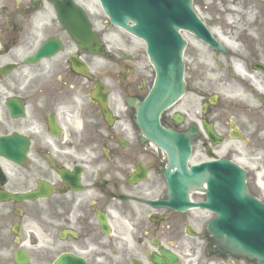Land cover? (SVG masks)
Segmentation results:
<instances>
[{
	"label": "flooded vegetation",
	"instance_id": "af4514ba",
	"mask_svg": "<svg viewBox=\"0 0 264 264\" xmlns=\"http://www.w3.org/2000/svg\"><path fill=\"white\" fill-rule=\"evenodd\" d=\"M95 4L0 0V149L6 154L0 158V193L25 195L43 186L46 194L0 201V264H14L19 249L30 264H52L61 254L86 264H258L218 244L206 228L209 212L171 206L163 174L167 156L141 143L133 105L145 97L153 75L147 80L141 75L139 40L120 28L106 37L112 26ZM192 5L217 41L241 40L240 48L221 43L223 52L187 41L186 94L200 99V111L192 123L183 116L176 124L178 102L162 114L161 124L185 132L198 123L193 157L196 146L204 156L227 142L223 158L239 164L254 183L255 174L264 172L259 69L264 67V0H192ZM57 9L70 14L73 34L84 40L60 24ZM87 20L98 47L109 53L106 58L87 52ZM96 82L102 104L91 98ZM221 87L228 91L226 99L216 92ZM203 121L213 125L219 147L211 146ZM203 199L198 191L187 194L191 204ZM28 219L32 222L25 223Z\"/></svg>",
	"mask_w": 264,
	"mask_h": 264
},
{
	"label": "water",
	"instance_id": "95a60500",
	"mask_svg": "<svg viewBox=\"0 0 264 264\" xmlns=\"http://www.w3.org/2000/svg\"><path fill=\"white\" fill-rule=\"evenodd\" d=\"M112 24L117 25L146 44V52L155 70L154 84L138 107L141 133L164 150L169 157L165 173L169 188L177 198H185L184 188L201 180L206 182V203L197 206L217 215L209 229L221 240L239 251L256 257L264 264V204L246 192L245 175L233 164L220 160L204 162L188 171L190 141L195 130L188 135L176 134L159 124L160 114L174 104L184 91L182 54L185 41L180 31L193 33L197 38L220 48L210 37L195 14L190 0H99ZM63 19V18H62ZM66 27L69 21L62 20ZM129 22L132 25H129ZM87 36L92 37L89 33ZM89 47V46H87ZM92 53H95L91 50ZM210 140L217 143L212 130L203 123ZM36 195L27 196L33 199ZM17 264H26V257L16 253ZM54 264H84L72 256H61Z\"/></svg>",
	"mask_w": 264,
	"mask_h": 264
},
{
	"label": "rangeland",
	"instance_id": "374dc122",
	"mask_svg": "<svg viewBox=\"0 0 264 264\" xmlns=\"http://www.w3.org/2000/svg\"><path fill=\"white\" fill-rule=\"evenodd\" d=\"M100 14V13H99ZM213 31H219V30H213ZM112 32L116 33L117 30L116 29H113ZM184 35V39L187 40L191 45L194 44V42L192 40H197L195 39L193 36H190V35H187V34H183ZM108 37H110V35H107ZM227 42V45L230 47V48H236V49H239L240 46L239 44L237 43V41H241V40H224ZM140 49L142 51V45H140ZM144 56V55H143ZM186 64H189V58L186 56ZM139 69H140V72H141V75H143V77L147 80V79H150L149 76H150V73L152 74L150 68L148 67V64L146 62V58L145 57H141L140 59V64H139ZM96 71H99L98 69H96ZM224 78L227 79V76L225 75ZM216 92H219L220 95L223 96V98H226V96L228 95V91L223 87H221L219 90H216ZM199 102H200V99L197 98L194 94L190 93L188 94L184 100L181 102V105L179 107V109L181 111H185L187 114H188V118L189 119H194V116H196V112L199 111ZM189 119H188V122H189ZM221 124H225L226 123V117H223L221 120H220ZM219 122V123H220ZM200 145V144H199ZM227 146H223L222 148H219L221 150L223 149H226ZM196 149V153H195V156L193 158V161H199L201 159V150H200V147H195ZM221 150L219 151L218 153V156H222V152ZM254 186V185H253ZM255 187V186H254ZM261 197V196H260ZM264 197H262L261 199H263ZM28 222H32L31 220H26L25 223H28ZM27 228H30L29 226ZM5 260H7L8 258V253L6 254V257H4Z\"/></svg>",
	"mask_w": 264,
	"mask_h": 264
}]
</instances>
